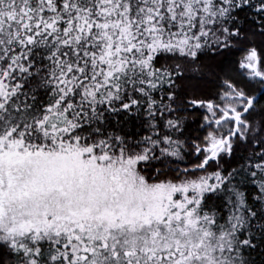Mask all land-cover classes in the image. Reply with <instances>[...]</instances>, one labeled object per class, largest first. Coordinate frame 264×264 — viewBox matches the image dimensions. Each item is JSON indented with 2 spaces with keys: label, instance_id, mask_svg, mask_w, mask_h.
I'll use <instances>...</instances> for the list:
<instances>
[{
  "label": "snow or ice",
  "instance_id": "obj_1",
  "mask_svg": "<svg viewBox=\"0 0 264 264\" xmlns=\"http://www.w3.org/2000/svg\"><path fill=\"white\" fill-rule=\"evenodd\" d=\"M0 264H264V0H0Z\"/></svg>",
  "mask_w": 264,
  "mask_h": 264
}]
</instances>
